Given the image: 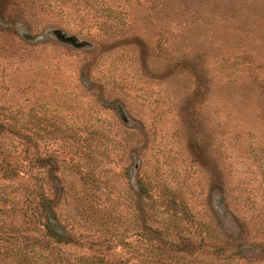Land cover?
Returning <instances> with one entry per match:
<instances>
[{
  "label": "rangeland",
  "instance_id": "rangeland-1",
  "mask_svg": "<svg viewBox=\"0 0 264 264\" xmlns=\"http://www.w3.org/2000/svg\"><path fill=\"white\" fill-rule=\"evenodd\" d=\"M4 160L73 258L264 264V0H0Z\"/></svg>",
  "mask_w": 264,
  "mask_h": 264
},
{
  "label": "trees",
  "instance_id": "trees-1",
  "mask_svg": "<svg viewBox=\"0 0 264 264\" xmlns=\"http://www.w3.org/2000/svg\"><path fill=\"white\" fill-rule=\"evenodd\" d=\"M1 171L5 174L2 178L9 180L0 185V259H7L0 264H126L95 255L73 258L49 246V240H62L68 235L53 206V198L34 189L31 179H26L25 190L16 182L15 178L21 177V165L4 160ZM3 184L17 187L21 184V194L25 196L7 192ZM21 202L24 203L20 205Z\"/></svg>",
  "mask_w": 264,
  "mask_h": 264
}]
</instances>
